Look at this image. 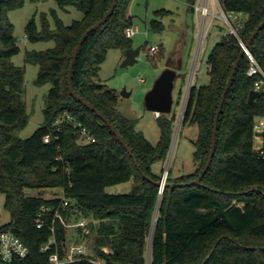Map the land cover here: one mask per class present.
<instances>
[{"label":"trees","instance_id":"1","mask_svg":"<svg viewBox=\"0 0 264 264\" xmlns=\"http://www.w3.org/2000/svg\"><path fill=\"white\" fill-rule=\"evenodd\" d=\"M56 1L61 7L75 5L84 14L66 24L54 12L55 27L46 15L41 27L35 16L27 22L28 39H54L55 45L26 51V61L39 65L35 82H50L51 86L45 95L44 121L30 136L21 137L17 131L29 122L23 88L26 69L11 59L20 45L8 11L25 0H0V191L6 194L5 207L11 215L1 226L13 228L29 247L28 256L15 264H49L56 249L55 243L43 249L52 235L53 211L46 213L41 227L36 216L43 205L56 207L61 196L46 197L26 190L48 187L63 188L70 199L62 208L67 220L74 216L87 219L78 231L88 249L83 259L67 264H99L94 260L102 264H264V155L254 147V118L264 113V101L261 97L249 101L254 79L247 73V54L239 62L224 101L216 150L201 182L166 185L161 192L156 181L163 178L164 166L155 167L167 158L176 114L171 111L157 116L161 136L154 144L137 129L134 118L121 113L117 94L99 80L108 49L133 45L125 33L134 23L133 15L128 14L131 0H117L114 12L87 36L74 65L72 83L122 133L141 168L110 126L68 87V70L78 40L107 12L112 0ZM186 1L194 16L197 0ZM221 1L227 10L245 14L240 34L247 41L264 19V0ZM171 11L156 9L150 20L152 29L163 31L161 17ZM249 47L264 55V27ZM242 48L233 33L221 34L212 46L207 57L209 82L192 83L181 114V127H192L197 134L193 160L198 167L176 175L171 169L168 182L186 181L202 171L222 93ZM81 128L94 139L86 140ZM129 180V191L108 190ZM55 232L63 255L68 227L57 219Z\"/></svg>","mask_w":264,"mask_h":264},{"label":"rangeland","instance_id":"2","mask_svg":"<svg viewBox=\"0 0 264 264\" xmlns=\"http://www.w3.org/2000/svg\"><path fill=\"white\" fill-rule=\"evenodd\" d=\"M202 3V0L199 1ZM160 8L172 10L171 13L161 17L165 23L163 31H155L150 25V20L155 17L154 11ZM216 13L220 8L215 0ZM129 10L133 14V24H139L140 30L131 37L132 46L141 45V52L138 61L134 64L122 66L125 49L122 47H111L108 49L106 58L101 63L99 80L107 88H111L118 96L117 107L124 115L134 118L136 127L142 130L145 136L156 144L161 136V129L158 124L155 111L147 108L145 95L153 86L157 77L166 68H174V104L172 111L176 114V126L167 158L165 161H158L156 169L164 166L163 175L167 170L172 173H191L198 167L193 160L195 150L194 140L196 132L192 127H181L179 118L182 114L185 101L193 84L199 86L209 82V74L204 60L207 59L214 43L228 26L221 18L215 17L209 28L201 31L198 18L188 10L186 0H131ZM128 10V14L129 13ZM54 12L66 24H71L74 19H81L83 11L75 5L61 7L56 0H25L24 4L8 11V16L14 23V34L18 38L20 51L12 56L17 65L25 66L24 99L29 112L28 124L17 131L21 137L30 136L44 121L45 95L51 83L37 84L35 79L39 72V65L26 61V51L32 49H45L55 45L54 39H40L32 41L27 38L25 27L29 19L36 17L39 26H42V17L46 15L51 27L56 26ZM130 14V15H132ZM244 20L245 14H241ZM223 27V28H222ZM205 35L202 47L198 44L199 37ZM157 46L153 51L151 48ZM199 56V58H198ZM198 58V60H197ZM197 63V64H196ZM129 92V95L122 91ZM182 90V91H181ZM181 91V93H180ZM180 123V124H179ZM84 136H86L85 133ZM175 135V137H174ZM86 138H88L86 136ZM85 138V139H86ZM87 140V139H86ZM257 144V140H254ZM172 148V151H171ZM171 151V154H170ZM170 155V156H169ZM132 187V180L108 187L109 191H129ZM29 194H43L46 197L64 195L61 187L28 188ZM5 192L0 191V226L9 222L11 215L5 207ZM80 218L71 219L75 222ZM87 220V219H86ZM83 234L78 231L77 225L68 227L67 244L83 243L88 249V244L83 240Z\"/></svg>","mask_w":264,"mask_h":264},{"label":"built area","instance_id":"3","mask_svg":"<svg viewBox=\"0 0 264 264\" xmlns=\"http://www.w3.org/2000/svg\"><path fill=\"white\" fill-rule=\"evenodd\" d=\"M197 0L194 4V11L198 18L201 31L205 28H209L215 17L221 18V20L227 24L228 28L222 34L233 33L235 34L243 47H245V53L249 58V67L247 73L254 79V89L261 92V97L264 101V55H257L254 53L249 46L246 45V41L241 36V29L243 26V19L241 17L242 12L235 10H227L221 0H216L217 5L220 8V12L216 13L215 0H202V3ZM140 30L139 24H132L126 27L125 33L127 36L132 37L137 31ZM205 35L199 37L198 44L200 49L202 47ZM153 51L157 49V46L151 48ZM199 58V56H198ZM197 58V60H198ZM204 63L210 68L208 60H204ZM197 64V63H196ZM156 114H160L156 112ZM60 121V120H59ZM78 125V123H77ZM81 132L85 133L88 138L87 140H93L94 137L90 135L86 128H81ZM254 137L257 140V144L254 142V147L264 155V113L258 114L254 118ZM260 132V133H257ZM50 136L46 135L45 139L49 140ZM70 203V199L65 195L61 196V200L56 207H49L43 205L37 213L36 222L39 227L45 223V215L48 211H53V220L51 225L52 235L49 241L43 245V249H48L52 243L56 244V249L49 256V264H67L68 262L81 260L84 258L83 254L86 252V246L83 243H71L67 244V240H64L66 244V252L62 255L60 248L55 236V221L59 219L65 226L69 227L72 225L85 226L87 223L86 218H80L75 222L67 220L62 212V208ZM105 249H108L105 247ZM29 254L28 245L21 239V237L11 227L0 226V264H15L17 260L26 258ZM94 260V259H92ZM99 264H102L101 260H94Z\"/></svg>","mask_w":264,"mask_h":264},{"label":"water","instance_id":"4","mask_svg":"<svg viewBox=\"0 0 264 264\" xmlns=\"http://www.w3.org/2000/svg\"><path fill=\"white\" fill-rule=\"evenodd\" d=\"M116 2H117V0H112V3L110 5L109 9L107 10V12L101 18H99L94 24L89 26L83 32L80 39L78 40V42L75 46V49L72 53V58H71V62H70L69 70H68V87H69L70 92L78 100L83 102L87 107L94 110L105 121V123L108 124V126H110L112 131L117 135V137L120 139V141L125 145V147L129 151V153L133 156L137 166L139 168H141L140 163L135 156V153L133 152L130 144L127 142V140L122 135V133L116 128V126L112 123V121L100 109H98L91 101L85 99L81 94H79L75 90L73 83H72V74H73L74 65H75V62H76V59H77V56L79 54V51H80L82 44L84 43V41L86 40V38L90 34V32H92L93 30L97 29L100 25H102L108 19V17L114 12ZM263 27H264V19L252 31L251 35L249 36V38L246 41L245 46H250L252 41L255 39V37L257 36L259 31ZM141 48H142L141 45H138L136 47H134V46L127 47L125 49V53H124L125 55H124V59H123L121 65L127 66L129 64H134L135 62H137L138 57H139L140 52H141ZM244 53H245V47H243L241 49V51L239 52L237 59L235 60L233 68H232V70L229 74V77L227 79L224 91L222 93V98L220 100L219 107H218L217 114H216V118H215V124H214V129H213V136H212L210 153H209L208 159H207L202 171L195 178H192V179H189L186 181L168 182L166 180V178H167L169 170H167L166 175L164 174V176L161 180L156 181V183L159 184L161 187V189H160L161 192L163 191V189L166 185L185 186V185L198 184L201 182V179L203 178V176L205 175L206 171L208 170L209 166L212 163L213 156H214V153L216 150L217 131H218V126H219L220 115H221V112L223 109V104H224V101L226 99L229 88L231 86V83L233 81L236 70L239 66V62H240L242 56L244 55ZM175 76H176V70L174 68H166L163 70V72L155 80L153 86L147 91V93L145 95V104H146L147 108H149L155 112H158V113H169L172 111L173 104H174L173 90H174V78H175ZM125 91L126 90H123L122 92L126 95H129V92H125ZM260 95H261L260 91L252 88L250 90V93H249V101L251 103H253L255 101V99L257 97H259ZM179 118L181 120V112H180ZM257 133H260V132H257ZM174 137H175V135H174ZM174 139L175 138H173V141H174ZM171 151H172V148H171ZM171 151H170V154H171ZM143 175L145 177L149 178L150 180L155 181L153 178H151L145 172H143Z\"/></svg>","mask_w":264,"mask_h":264},{"label":"crops","instance_id":"5","mask_svg":"<svg viewBox=\"0 0 264 264\" xmlns=\"http://www.w3.org/2000/svg\"><path fill=\"white\" fill-rule=\"evenodd\" d=\"M129 13L132 14L130 10H129ZM132 15H133V14H132Z\"/></svg>","mask_w":264,"mask_h":264}]
</instances>
